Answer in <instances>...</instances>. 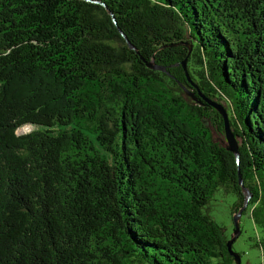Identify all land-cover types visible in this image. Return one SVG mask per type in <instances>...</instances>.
<instances>
[{
  "label": "trees",
  "instance_id": "obj_1",
  "mask_svg": "<svg viewBox=\"0 0 264 264\" xmlns=\"http://www.w3.org/2000/svg\"><path fill=\"white\" fill-rule=\"evenodd\" d=\"M239 171L264 225V0H0V264H235Z\"/></svg>",
  "mask_w": 264,
  "mask_h": 264
},
{
  "label": "rangeland",
  "instance_id": "obj_2",
  "mask_svg": "<svg viewBox=\"0 0 264 264\" xmlns=\"http://www.w3.org/2000/svg\"><path fill=\"white\" fill-rule=\"evenodd\" d=\"M185 46H191L188 42L184 43ZM189 48V47H188ZM190 51V50H189ZM213 127L215 137L222 142L223 145L228 144L223 135L217 133L216 126ZM35 129L33 125L27 124L22 126L19 134L28 133ZM237 143L239 147L242 140L238 138ZM248 195L245 190V197ZM234 204V197L232 195H225L223 190L220 189L210 205L211 215L224 227L225 232L229 237L234 232V220L231 209ZM241 234L233 244L235 251L241 254L242 264H263L264 263V225L262 222L256 221L251 211L248 210L242 214L240 219ZM258 244V246H257Z\"/></svg>",
  "mask_w": 264,
  "mask_h": 264
},
{
  "label": "water",
  "instance_id": "obj_3",
  "mask_svg": "<svg viewBox=\"0 0 264 264\" xmlns=\"http://www.w3.org/2000/svg\"><path fill=\"white\" fill-rule=\"evenodd\" d=\"M188 47H189V50L191 51L192 46H188ZM186 62H187V59H185L183 61L182 66L186 71V75H187L188 79H190L188 76V73H187ZM148 66L151 68H156V69L165 71V67L155 66L152 62H149ZM187 90L188 91H186V92L188 93V95H190L191 97H193L194 100H196L197 98L194 95V93L191 92L189 89H187ZM200 97L206 99V101L209 104H211L220 113V115H222L224 122H225L224 136H225L226 142H228V144H225V147L236 156V161H237V164L239 165V163H240V151H239V144L237 143L238 138H237V136H235L233 129L230 126V120H229V115L227 113V110L225 109V107L223 105L209 101L201 93H200ZM239 181H240V184L242 185V187L244 188L245 186L243 184L244 182H243V178H242L240 171H239ZM245 190L247 191L248 195H246V197H245L244 206L242 208H240L238 212L233 214L234 232H233L231 238L227 242L229 253L234 257L235 264H242V257H241L240 253H238L237 251L234 250L233 244L237 240L239 235L241 234L240 219H241V216L243 214V211L246 209L249 201L252 198V192L250 191V189L245 187L244 193H245Z\"/></svg>",
  "mask_w": 264,
  "mask_h": 264
}]
</instances>
